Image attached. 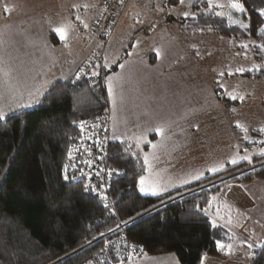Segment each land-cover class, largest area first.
<instances>
[{
  "label": "rangeland",
  "instance_id": "obj_1",
  "mask_svg": "<svg viewBox=\"0 0 264 264\" xmlns=\"http://www.w3.org/2000/svg\"><path fill=\"white\" fill-rule=\"evenodd\" d=\"M178 1L176 6L167 8L163 6V0H127L118 24L103 44L92 36L93 23L83 26L89 24L86 12L64 8L63 14L67 12L70 19L73 14H76L73 18L81 19L77 28L80 25L83 29L82 36L86 30L93 40L89 43L96 44L89 58L91 62H85L72 74L86 75L85 66L88 63L94 65L90 68L100 67L101 70L113 62L120 61L122 64L125 62L123 55L130 52V42L144 39V33L151 36L155 31H163L156 41L143 46L139 47L138 40L123 67L105 77L108 134L119 133L130 139L128 143L132 144L145 164L142 176L148 185L161 190V195L198 183L193 191L218 187L205 213L214 224L224 229L219 233L223 238L221 244L225 246L224 250L220 248L221 254L227 258L240 257L244 262L243 257L252 255L254 244L264 241V182L256 177L246 179L245 176L259 167L253 159L264 156L261 155L264 153V79L252 80L240 76L256 65L249 53L250 41H229L209 33L180 37L177 24L191 16L190 9L195 0ZM41 2L43 0L26 9V12L41 11ZM231 3L230 0H211V7L224 15L230 24ZM8 9L6 15L10 17L4 23L0 22V112L5 117L11 112L35 109L48 91L45 86L65 78L59 75L63 72L53 71L49 81L43 83L44 65L40 61L34 65L28 62L32 59L29 51H33L31 35L24 33L25 30L19 32L13 29L18 17L11 16L12 8ZM64 18L58 15L59 20H54L52 30L62 26L59 23ZM240 20L236 24L240 25ZM14 26L19 27V23ZM20 26L24 27L23 24ZM126 32L132 38L126 39ZM76 33L79 34V30ZM43 36L42 41L46 42V34ZM50 36L53 61L67 59L58 37L55 39V34ZM79 40L80 37H75L71 42L73 44L67 41L66 45L70 44L74 51ZM35 42L38 43L39 38ZM155 42L157 49L160 47V55L158 57L154 53L146 60L156 66L140 65L147 46L154 47ZM36 49L41 50L38 46ZM96 71L92 69L90 74ZM109 79L112 95L108 91ZM28 103L32 106L21 107ZM238 124L240 127H237ZM157 129L160 134H157ZM245 156L249 159H244ZM231 159H236L238 163H229ZM219 164L225 166L222 171L209 172L210 168ZM197 174H202L200 179H196ZM139 181L137 190L145 196L140 191ZM169 257L170 254L143 255L126 264H177Z\"/></svg>",
  "mask_w": 264,
  "mask_h": 264
},
{
  "label": "trees",
  "instance_id": "obj_2",
  "mask_svg": "<svg viewBox=\"0 0 264 264\" xmlns=\"http://www.w3.org/2000/svg\"><path fill=\"white\" fill-rule=\"evenodd\" d=\"M178 2L163 0L162 4L168 8ZM234 2L244 8L243 25L217 15L207 0H195L191 16L178 22L177 33L182 38L209 33L229 41H250L248 49L256 65L240 76L264 79V34L260 32L264 0ZM95 38L104 43L103 38ZM119 65L120 61L101 70L88 63L86 75L79 79L75 73L54 82L35 109L11 112L0 121V264H91L96 260L126 264L130 260L98 257L105 244L99 237L119 222L127 224L126 237L138 247L137 258L170 254L178 264H201L205 257L222 256L217 245L223 243L219 233L224 229L213 226L205 213L218 187L193 191L198 183L164 195L143 196L137 190L145 173L143 159L130 143L110 141L107 195L111 208L101 199L104 176L92 177L93 168L84 153L77 160L71 158L69 146L80 134L77 124L106 116L105 77ZM90 69H96L97 75L90 74ZM253 161L259 167L246 179L264 182V156ZM249 264H264V241L254 248Z\"/></svg>",
  "mask_w": 264,
  "mask_h": 264
},
{
  "label": "crops",
  "instance_id": "obj_3",
  "mask_svg": "<svg viewBox=\"0 0 264 264\" xmlns=\"http://www.w3.org/2000/svg\"><path fill=\"white\" fill-rule=\"evenodd\" d=\"M39 1L40 0H11V1L0 0V12H1L0 22L4 23V21H6V18L10 17V15H6V13L8 11H5V8H7V9L12 8L11 16H13V17L17 16L18 17V21H15L13 23V29L19 30V32H22V30H25L24 33L26 32V34L31 35L32 45H30V46H32L31 49H33V51L32 52L29 51V55L32 59L29 60L28 62L31 63L32 65H34L35 63H38L40 61L41 65H44V74L45 75H42L43 83H45L46 81H49V78H50L51 74L53 73V71L63 72V75L62 74H59V75L62 77H65V78L71 77L72 75H74L72 73L78 71L81 66L86 64L85 62H91V61H89L90 60L89 58L91 57L92 52L96 48V44L95 43H89V42H92L93 40L86 33V30L84 31L85 33L82 36L81 32L83 31V29L80 28V25H79V28H77V25L81 19H75V17L73 18V16L76 14H73V16L70 14L72 17L71 19H73V20H71L70 17L67 16V12L65 14H63V13H64L65 9H67V11H71V9H73V10L78 11V12L79 11L86 12L87 13L86 16L88 17L87 19L89 21V24L87 25V27H88L91 23H94V21H96V19H97V16H98L99 11H100V1L101 0H43V2H41L42 4L40 3L41 7H42L41 11H39V12L29 11L28 12V10H27V12H26V9H28L29 7L33 8L34 4L39 3ZM230 2L235 3L234 1H231V0H230ZM232 3L230 4V7H229V8H231V15H232L230 22L232 24H236L241 19L240 24L243 25L244 22L242 19V12L233 8L231 6ZM16 8H18L19 10H16ZM20 9H23V10H20ZM15 13H17V15ZM36 14L39 16V18L37 17ZM58 15L61 17L62 16L65 17L64 19H62L63 22H61L59 24L70 25V27L67 29V36H68L67 41H69L70 44H73L71 42L75 40V37L76 38L80 37V40L77 43V49L74 51L70 48V44L66 45L64 42H62L59 39V37L56 36L57 34L51 28L52 24H54L56 22L54 20H59ZM135 17H134V19H135ZM68 19H69L70 23H69ZM17 23H19V27L14 26ZM21 24H23L24 27H21L20 26ZM71 29H73V30L75 29V31H71ZM77 30H79V32H80L79 34L76 33ZM45 34L47 37L45 39L46 42H44V40L42 41V38L43 39L45 38L43 36ZM51 34H55V39L58 37L57 39L60 40V42L63 44L61 47L64 48L63 49V51L65 52L64 56L67 57V59H62V61H60V60L53 61V59H52L53 47L51 46L52 43H51V38H50ZM124 34L126 35V39L132 38V37H129V34L127 32ZM161 35H163V31H159V32L155 31L151 34V36L144 33V39H142V38L138 39V40H140L139 41V47L143 46L146 43H149V42L151 43L152 41H156ZM166 35H167V33H166ZM37 38H39L38 43L35 42V39H37ZM120 38H121V36L118 37V40ZM137 41H135L133 43L132 42L129 43V44H132V46L130 48L129 54L127 55V58H125V60H124L125 62L120 64L118 66L116 72H114L112 74L117 73V71L120 70L121 66L124 63H126V61L129 59L130 55L133 53V47L136 45ZM50 43H51V45H50ZM36 46H38L39 49L41 48L40 52L36 49ZM157 47L158 46H157L156 42L154 43V47L150 48L149 45L147 46L146 52L143 53L145 55L144 58L141 61H139L140 65H146L148 67H155L156 66V65L153 66V64H150V61L148 62L146 59L148 58V56H150L154 53L160 52V47H159V49H157ZM45 50L47 52H44ZM41 52H44V53H41ZM72 52H74V53H72ZM144 60H146V64H145ZM65 78H63V79H65ZM57 80H55L53 82H56ZM52 83L47 84V85L44 84V85H46L45 88L47 87L46 90H48V87H50L52 85ZM34 88H35V85H34ZM151 132H153V131H151ZM147 133H149V132H147ZM177 135H179V132L177 133ZM110 138H111V141H126V142L129 141L130 142V139H128L126 137H122V135L119 133H115L113 135H112V133H110ZM182 140H184V139H182ZM180 141L181 140L179 139V142ZM193 152H194V144H192L191 154H193ZM161 160H162V157H161ZM162 161L164 163V160H162ZM185 186H181V187H185ZM181 187H179V188H181ZM173 190H175V189H172L170 191H173ZM145 195L154 196L152 194H147V193H145ZM220 227H222V226L220 225ZM261 242H263V240H260V242L256 245L254 244V248H255V246L257 247ZM254 248H253V250H254ZM253 250H252V253H253ZM251 256H249L247 258L243 257V260L245 263L242 262L240 257H237V256L233 257V258H227L226 256H223V255L221 257H216V258L205 257V258H203L201 264H249V260H250ZM171 257L178 264L175 257L172 255H171ZM171 257H169V258H171Z\"/></svg>",
  "mask_w": 264,
  "mask_h": 264
},
{
  "label": "built area",
  "instance_id": "obj_4",
  "mask_svg": "<svg viewBox=\"0 0 264 264\" xmlns=\"http://www.w3.org/2000/svg\"><path fill=\"white\" fill-rule=\"evenodd\" d=\"M127 0H102L97 22L92 27V34L95 37H101L106 42L119 22L122 10ZM83 124V127H81ZM78 138L69 146L70 156L73 160L84 153L85 159L92 165V177L104 176L101 199L105 206L113 207L107 190L109 188L107 161L109 156L110 136L108 134L107 115L95 120H81L77 124ZM99 161V162H96ZM99 164L96 167L94 164ZM87 177L86 179H88ZM91 178V177H90ZM89 178V179H90ZM126 225L119 222L112 232L104 235V248L99 254V258L105 259L109 255L115 259L131 260L138 257V247L130 242L126 237ZM99 262L91 261V264Z\"/></svg>",
  "mask_w": 264,
  "mask_h": 264
},
{
  "label": "snow or ice",
  "instance_id": "obj_5",
  "mask_svg": "<svg viewBox=\"0 0 264 264\" xmlns=\"http://www.w3.org/2000/svg\"><path fill=\"white\" fill-rule=\"evenodd\" d=\"M181 2L183 3V0H181ZM209 6L211 7V0H209ZM221 5H217V7H220ZM233 8L243 12L244 11V8L242 6V4L240 3H233L231 5ZM5 11H9V9L5 8ZM260 14L261 15H264V9H261L260 10ZM187 15V14H186ZM217 15H221V13H217ZM77 19H79V17H77ZM70 27V25H62V26H59V27H56L53 29V31L57 34V36L59 37V39L64 42L65 44L67 43V29ZM84 27H87V24L84 25ZM260 32L261 34H264V28H261L260 29ZM160 53L157 52V56L159 57ZM123 67V66H121ZM238 71H243V69H239ZM93 75H97V73H93ZM77 79H79V75L77 76ZM108 91H109V94L112 95V83H111V79H109V83H108ZM32 105L30 103L28 104H22L21 107H24V108H27V107H31ZM5 119V116L2 112H0V121L4 120ZM81 127H83V124H81ZM237 127H240V125L238 124ZM264 131V130H262ZM157 134H160V130L157 129ZM155 147V145H154ZM261 155H264V153H261ZM244 159H249V157L245 156L243 157ZM145 162L147 163V159H145ZM229 163L231 164H237L238 161L236 159H231L229 161ZM224 164H219L217 166H214L212 168L209 169V172H212V173H216L218 171H222L224 169ZM201 175L202 174H197L196 176V179H200L201 178ZM189 181H185V183H188ZM139 184H140V191L142 193H148L150 192L152 195L154 196H159L161 195V190H159L156 186H153V185H148L145 178L143 176L140 177V181H139ZM87 190V186H86V189ZM215 226V224L213 225ZM218 248H224L225 246L223 244H219L217 245Z\"/></svg>",
  "mask_w": 264,
  "mask_h": 264
}]
</instances>
